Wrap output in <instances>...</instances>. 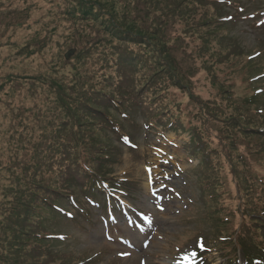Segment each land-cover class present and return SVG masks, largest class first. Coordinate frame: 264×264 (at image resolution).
Wrapping results in <instances>:
<instances>
[{"label": "rangeland", "instance_id": "1", "mask_svg": "<svg viewBox=\"0 0 264 264\" xmlns=\"http://www.w3.org/2000/svg\"><path fill=\"white\" fill-rule=\"evenodd\" d=\"M77 1L101 10L102 32H67L74 9L64 5L76 0H0V264L13 260L3 251L2 236L16 222L8 215L17 211L13 186L22 187L33 161L60 156L56 148L64 143L49 140L51 134L67 136L72 152L82 105L101 103L95 95L101 89L126 98L131 89L145 94L147 112L165 110L159 123L177 119L169 128L174 133L147 128L131 103L119 113L112 110L115 132L94 120L92 134L109 156L105 173L124 191L107 193L106 211L103 195L95 192L77 188L76 201L62 200L66 216L74 219L51 214L41 222L62 239L47 248L55 261L189 264L194 242L177 248L173 242L197 229L223 247V233L233 231L249 232L258 242L259 184L244 180L243 171L264 178V144L248 130L264 117L243 115L238 105L244 88H261L252 105L263 108L264 116V79L247 80L264 71V0ZM214 17L219 25L205 23ZM120 23L127 32L117 31ZM67 52L72 54L66 60ZM229 80L230 99L219 94ZM227 207L236 211L221 226L217 218L226 217ZM239 236L230 237L236 245ZM204 253L210 264L223 263L213 246Z\"/></svg>", "mask_w": 264, "mask_h": 264}, {"label": "trees", "instance_id": "2", "mask_svg": "<svg viewBox=\"0 0 264 264\" xmlns=\"http://www.w3.org/2000/svg\"><path fill=\"white\" fill-rule=\"evenodd\" d=\"M78 3L79 2L76 0L75 5L72 6L65 2L64 10H69L70 8L74 9L69 12V21L65 23V29L67 32L71 36L76 32H78V34L88 32L89 34L87 37H90L92 33L99 34L102 32L101 20L103 15L101 16L99 13L101 10L95 6H83L80 3L78 5ZM209 20L218 24V17L206 20L205 23L208 25L212 24ZM92 25H94V27H92ZM123 25V23H120V28L117 30L119 33L123 31L127 32L126 27L124 29L122 28ZM145 35L148 36L147 33ZM157 35H160V33L157 32ZM135 36L142 37V34ZM136 43L143 44L142 42ZM71 54L67 52L64 58L66 60L69 59ZM219 61L220 60L214 59V62L217 63L215 66L219 65ZM226 73V77H229V72L225 71V74ZM263 73L264 71H261L259 75ZM247 80L249 84L256 82L254 77H247ZM233 83L234 81H227L228 88L223 89L219 94H226L229 99L232 98L229 95L231 93L229 90L232 88L230 86H232ZM120 87L123 86L121 85ZM257 89L258 88H255L254 92L251 93L249 87L244 88L246 95L242 96L241 101H239L241 102V105L239 104L238 108H240L242 113L245 111L249 114L251 113V115H253L252 117L263 118L264 116H261L263 111H259L257 106L252 105V99L257 96V93H255ZM131 92V97L128 98L103 89L99 90V93L95 92V95L99 94L101 97V103L93 105L87 102L82 105L83 109L81 110L84 112L79 118V124L76 126L77 145L72 148V152L69 151L67 146V136L64 137L62 135V137H56L51 134L52 137L49 138V140L54 139V141H63L64 143L56 148L57 151L55 153L60 156L56 157V160H51L46 163L41 160H37V162L33 161L31 167L25 168V177L21 180L22 187L16 184L11 191V197H14V201H17V211L14 214L8 213V215L10 216L9 218H12L13 220L16 217V222L14 223L13 221L9 223L7 233L4 229L2 230V236L6 243L3 247V251L13 258L12 261L7 259L6 264H65L64 261H55L56 257H54V254L47 251V248H49L51 244V240L48 239V234H50V232L41 226V222L51 214L54 215V208L61 206L63 199H68L75 195V189L79 188L84 192L88 191L97 184L96 182L98 179L106 177L107 173H105V170H107L108 165L105 158L107 154L103 153V151L106 152V146H104L102 142L97 141L92 134V131L95 128L93 123L94 120H97L100 128L106 129L110 124L109 118H111L110 116L112 115L111 111L118 110L119 107L124 108L129 103L138 108L143 116L149 120L159 122L165 114L164 108H156V111L151 113L147 112V100L144 97L145 94H142L141 92L136 93V90L132 89ZM115 103L118 104V108H115ZM248 108H251V111H249ZM243 115L245 114L243 113ZM88 117L93 118L90 119L93 121L87 122ZM170 121L174 124L177 119L169 117L163 122ZM250 125L248 126V130H250L253 135L259 134L258 137L263 141L260 142V144H263L264 134L260 132V130L261 128H264V123L257 124L254 128H250ZM259 152L263 153L264 150L261 152V149H259ZM240 159L243 160L242 157ZM4 169L6 170V167ZM250 172L251 171L246 168L243 171V178L245 180L247 177V179H251V181L259 184L255 189H259V192L257 191L255 193L260 194L258 211L261 217L258 218L257 221L259 222L260 229H263V232L260 233L261 238H258L259 241L257 244L253 243V240L248 236L250 234L249 232H242L240 234L237 247L232 243H227L229 241L225 242L227 244V247L225 248H227L229 252L225 257H228L232 264L235 263V260L237 259L236 249L239 248L244 255L245 264H253L254 260L263 259L264 178L261 179L260 177H254ZM234 210L236 211V209L228 208L229 213H232ZM214 213L209 214L208 216L214 217ZM36 214L41 216L37 219L39 223L34 222ZM229 220L230 217L225 221L220 222L219 218H217V222L221 226ZM215 231H219L217 234L218 236H221V232H224L223 228ZM234 232L235 231L229 234L223 233L222 238L226 239L227 237H231L234 235ZM40 249L43 251H40Z\"/></svg>", "mask_w": 264, "mask_h": 264}, {"label": "bare ground", "instance_id": "3", "mask_svg": "<svg viewBox=\"0 0 264 264\" xmlns=\"http://www.w3.org/2000/svg\"><path fill=\"white\" fill-rule=\"evenodd\" d=\"M154 245H155L156 248H158L160 246V244L157 243V242H155Z\"/></svg>", "mask_w": 264, "mask_h": 264}]
</instances>
